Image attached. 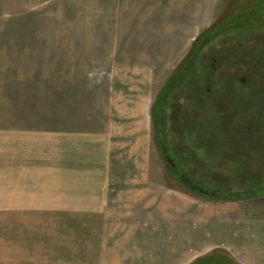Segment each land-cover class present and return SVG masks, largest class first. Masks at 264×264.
<instances>
[{
	"label": "rangeland",
	"instance_id": "rangeland-1",
	"mask_svg": "<svg viewBox=\"0 0 264 264\" xmlns=\"http://www.w3.org/2000/svg\"><path fill=\"white\" fill-rule=\"evenodd\" d=\"M78 1L0 0V264H140L134 260L114 259L94 262L92 259L93 246L91 239H87L88 235L84 234V230L88 226H93L92 222L96 217L102 221L108 218L114 221L117 216L122 218V214L29 212L30 199L26 192L28 187L26 190L21 189V197L13 200L8 199L10 197L8 193L13 191V183L16 184V174L13 169L14 148L12 139L7 134L8 129L21 128V126L47 128L60 125L61 121L63 123L75 121L73 114H64L58 111L61 95L56 84L64 82L66 85L68 81H74L68 86V90L71 87L72 92H76L75 97L79 99L78 103L81 108L79 113L83 116L80 120L81 125L91 124L94 126L101 123L95 115L97 111L92 112L89 117H85L90 112L87 109L88 101L85 100V94L94 91V83L86 78L97 77L96 79L101 85H99V92L93 94L100 95L104 88L102 78L108 71L106 66L111 61L108 60L111 54L97 52L95 54L97 62L93 64L87 62L93 54L87 51L88 47L82 44L77 45L74 42L73 34H76L74 32L78 29H110L111 27L112 29L123 28L127 32H134L139 31L138 27L143 29L144 25H148L146 30L156 31V28H159V31L164 32L165 41L169 42L173 40L175 42L174 38L181 35L191 37L196 34L190 45L186 48L182 46L183 51L181 52L171 53L166 50V53L155 54V57L158 55V58H163V61H159L160 69H153V82L144 73L141 85L129 88V92L135 93L138 89L144 91V87L150 82L148 91L152 97V105L156 108L176 70L183 69L186 64H189L188 70L186 69L181 75L185 88H177L174 92H169V95L167 91L165 92L164 117L168 115L167 122L170 124V130L175 126L176 130L174 128L173 130L176 133L173 134L180 137L177 141L185 143L187 135L191 133L190 137H197V153L203 148L206 149V155L214 152L216 156L212 154V157H218L217 162L211 161L212 169H210L213 172L209 179L212 177L213 184L219 188L212 185V182H207L205 177L199 180V183L206 185L203 187L206 188L207 193L221 194L225 197L250 191L262 192L261 190L264 189V181L261 176L253 175L250 172L245 174L246 168L244 167L247 165V160L241 159L238 162L239 155L229 154L230 161L227 163L228 166L225 165V168L232 165L234 169L241 171L242 175L237 173L226 175L224 163L219 159L222 142L228 147L235 146L234 149H236L234 141L237 140L243 141L242 148L248 146L250 142H259L256 145L263 150L264 84L260 83L258 86V82L252 81L253 75L246 78L245 73H239L240 71L239 74L237 73V79L233 77L232 70L229 72L232 76L229 75V77L221 73V65L225 62L223 59L224 49L221 52L220 46L234 45L235 39L224 38V34H222L217 35V38L211 43L204 44L202 41L204 37L199 38L200 34L208 30L214 21L226 19L229 12L232 14L239 2L237 8L242 12V9L246 7V2L241 3L240 0H164V6H162L161 0H97L102 3L101 12L107 15L110 13V18L118 17V20L86 21L84 18V15L87 14L86 9H91L92 4L85 5L83 3L92 2V0H81L79 5ZM251 1L255 2L252 6L264 3V0ZM181 9L183 11L177 13V10ZM162 24L163 28L160 29ZM63 31L68 33L64 35ZM229 33L233 35L232 32ZM229 39L233 41L224 42ZM194 40H197V44H194ZM238 49V47L225 49V53H230L231 58V52H236ZM197 53L198 56L195 55ZM257 53H260L261 56L264 54L249 50L245 53H234L233 57L241 58L242 70L253 69L254 73L263 75L264 58ZM214 56H219L218 62L216 59L212 60ZM116 57L119 61H121L119 58H125L124 54H116ZM212 62L217 65L214 70L211 69ZM118 71L126 73L125 80L129 83L131 78L140 79L136 75V69H120ZM213 81L218 84H226L223 94L214 95L219 85L217 84V88H215ZM207 83L210 85L207 86ZM208 87L211 91L215 90L211 94L213 97L207 95ZM116 90L124 91L122 87ZM219 96L226 97L225 103L220 100ZM169 103L170 109L168 110ZM186 104L189 111L183 110V113H179L178 108L181 109L182 105ZM219 106L226 108L229 106L230 112L235 113H238L236 110L241 109L244 114L237 121L236 118L222 117ZM194 108L197 110L196 115H200V119L195 124L198 126L196 131H192L189 127L194 115L192 112ZM100 112L98 110V114ZM181 119L183 122L176 124ZM254 120L262 121V125H259V129L256 131L248 128ZM151 121L146 134L149 148L144 156L148 155L149 157L150 171L158 172L159 179L170 184L172 179L166 174L165 178L162 176L164 172H167L168 167L160 158L158 146L160 131H157L159 126L157 115L153 117L152 114ZM230 121L233 125L228 124ZM208 126L212 130L207 136L204 131ZM227 127L232 129L228 135L223 132ZM188 129L190 131L185 133ZM202 157L204 156L202 155ZM256 162L260 163L258 160ZM251 171L257 172L256 170ZM261 172L264 173V169ZM246 175L258 179L260 187L252 190L234 189L238 184L233 178L246 177ZM19 184L20 182L17 181V189ZM238 186L240 187V185ZM31 191L36 195L33 204H36L37 209L39 206H42L41 209L44 208L43 205L47 204L49 199L45 198V195L37 196L36 193L39 192V189ZM25 192L26 194L23 195ZM199 193L196 195L202 196ZM225 197L223 198L228 199ZM113 256L117 257V255ZM149 264L173 263L155 261L149 262Z\"/></svg>",
	"mask_w": 264,
	"mask_h": 264
},
{
	"label": "crops",
	"instance_id": "crops-1",
	"mask_svg": "<svg viewBox=\"0 0 264 264\" xmlns=\"http://www.w3.org/2000/svg\"><path fill=\"white\" fill-rule=\"evenodd\" d=\"M160 3L164 6V0ZM83 4H92L86 9V21L118 20L101 12L102 3L97 0ZM147 26L134 32L111 27L74 32V42L93 54L87 62L96 63L97 52L111 54L100 95L93 94L101 85L97 77L86 78L94 83V91L85 94L90 111L85 117L97 111L101 123L81 125L79 99L71 87L68 90L74 81L56 84L61 95L58 111L73 114L75 121L47 128L8 129L16 184L20 182L18 189L13 183L8 199L19 198L21 189L28 187L29 212L122 214L114 221L96 217L93 226L84 230L91 239L94 262L264 264V192L237 193L227 196L230 199L221 194L198 196L175 182L167 184L158 172L150 171L149 157L144 156L153 110L150 82L144 91L133 93L129 88L141 85L144 73L153 82V69H160L159 61H163L155 54L181 52L196 34L169 42L159 28L149 31ZM116 54L125 58L119 61ZM120 69H136L140 79L131 78L129 83ZM120 87L124 91L116 90ZM35 189H39L37 196L49 199L42 209L33 204L36 195L31 190Z\"/></svg>",
	"mask_w": 264,
	"mask_h": 264
},
{
	"label": "flooded vegetation",
	"instance_id": "flooded-vegetation-1",
	"mask_svg": "<svg viewBox=\"0 0 264 264\" xmlns=\"http://www.w3.org/2000/svg\"><path fill=\"white\" fill-rule=\"evenodd\" d=\"M256 18H260V16L257 15ZM256 18H255V20H257ZM236 33L238 34V36L240 34L241 35L246 34V36L249 37V38H247L246 41H245V37L243 38L245 43L240 42V44L238 46L239 53H245L249 50L264 53V30L263 31L262 30L256 31V28H252V29L249 28V29L240 30ZM218 38H219V36H218ZM231 39H233V38H231ZM231 39L224 40V42L233 41ZM253 39L258 40V42L257 43L254 42V44H252V45L247 44L248 40L252 41ZM213 40H215V39H212L211 41H209L208 44L211 43ZM246 46H248V47H246ZM188 65L189 64H186L185 67L183 68L184 70L182 72H180L181 75H183V73L187 69ZM222 66H223L222 68H224L223 64H222ZM181 75L177 76L174 80L171 81L167 90L164 91L162 99L157 106V118L159 120V126L157 127V131H160V138L158 139L159 140L158 146H159V150H160V158L163 160V162H165V164L168 167V170L166 173L164 172V175L166 174V176H168L170 179H172L171 180L172 182H175V184H179L186 191H190V192H194V193H196V191H198V192H203L205 194H209V193H207L206 188L203 187L206 185L202 184L201 182L199 183V180H201V179H203V177H205L207 182H209V183L212 182L211 183L212 185H215L216 188H219L216 184H213L214 181H212V180H214V179L212 177H211V179H209L210 176H212L211 173L213 172V170H211L212 169V165H211L212 162L211 161L213 160L212 154L206 155V149H203V148L198 150V153H197V146H198V143L196 142L197 137H194V136L190 137L192 135L191 133L187 135V141L185 143H182V141H177V139H179L180 137L173 134V133H176L175 126L172 127V130H170V124L167 122V116L168 115L166 117H164L165 116V109H166L165 92L167 91V93L169 95V92H174L177 88H183V89L185 88V85L183 84V80H182L183 78ZM180 77H181V79H180ZM227 77H229V76H227ZM261 81L262 82H258V83L264 84V80H261ZM213 82L215 85L214 87L217 88L216 85L218 84V82H216V81H213ZM213 82H211V83H213ZM209 85L210 84L207 83V86H209ZM218 85H219V88L216 91L215 90L211 91V89L208 87L207 88V95L213 94L214 91H215L214 95L223 94V90H225L224 87L226 86V84H224V85L218 84ZM211 97H213V95H211ZM220 98L219 99L223 103H225L226 97H224V98L220 97ZM210 99H212V98H210ZM227 105H228V103H227ZM210 107H211V103H210ZM167 108H168V110L170 109V103L168 104ZM225 108L226 107L219 106V110H221L222 112L227 111L229 109V107L226 108L227 110ZM168 110H167V113H168ZM183 110H185V107H182L181 109L178 108L179 113H183L184 112ZM236 111H239V110H236ZM181 122H183L182 119L177 121L176 124H180ZM163 123L168 124L167 127H165L166 124H163ZM250 126L248 127L249 129L254 128L253 125L251 126L252 128ZM173 128L175 130H173ZM197 128H198V126H194L191 129H192V131H196ZM207 128H208V130H207V132H205V135L208 136L209 132H211L212 129L210 126H208ZM228 128H230V127H227V129ZM189 131H190V129H188L185 133H187ZM211 138H212V135H211ZM242 142L243 141H238V140L236 142H234L236 144V149H234L235 146H233V147L232 146H229V147L225 146L224 145L225 143L223 142L222 149H221V154H222V158H223L222 162L227 165L228 161H230L229 160V157H230L229 154L235 155V153H236V155H239V159H237L238 162H240L241 159L247 160V165L244 167V168H246L245 174H248V172H250L253 175L261 176L262 181H264V173L261 172L264 169V148L262 150V148H260L256 145V144H259V142H250V144H248V146H244L242 148V146H241ZM209 145H211V144L209 143ZM155 146H156V144H155ZM201 154L204 157H202ZM261 157H263V158H261ZM236 158H238V157L236 156ZM256 160L260 161V163H257V162L255 163ZM255 166H257V167L253 168ZM251 170H256L257 172L253 173ZM224 172L226 175L230 174V173H234V174L237 173L239 175L241 174V171H238V169H236V168L234 169V167H232V165L229 167H226V168L224 165ZM174 179H176V181ZM233 179L237 182L238 185H240V187H241V185H243L244 186L243 189H246V190H252V189L260 187V185H258V183H259L258 179H255L254 177H250L249 175L248 176L246 175V177H237V178H233ZM212 189H214V188H212ZM231 191L233 192L234 189Z\"/></svg>",
	"mask_w": 264,
	"mask_h": 264
},
{
	"label": "trees",
	"instance_id": "trees-1",
	"mask_svg": "<svg viewBox=\"0 0 264 264\" xmlns=\"http://www.w3.org/2000/svg\"><path fill=\"white\" fill-rule=\"evenodd\" d=\"M240 1H241V3H245L246 2L245 3L246 7L242 9V12L240 10H238V8H237V7H239V4H240V2H239L238 4H236L237 7L234 8V11H233L232 14H229L230 13L229 12L226 19L223 18V19H221L219 21H214V23L208 28V30L203 31L200 34L199 38L202 39L204 37L203 38L204 40L202 39L204 44L208 43L212 39L217 38V35H222V34H224V38L225 37H230V38L235 39L236 41H235L234 45L231 44V46H230V45H223L222 44L223 46H220L221 52L224 49V53H223L224 57H223V59H224V62H225V63H223L224 68H221V70H222L221 73H223L227 77V76L231 75V74H229V72H230V70H232L233 77L238 78L237 75L239 73H245V77L246 78H249V75H253V79H252L253 82H262L261 80H264V74L262 75V74H259L257 72L254 73L253 69H248V70H245V71L242 70V67L240 65V64H242L241 58L233 57L234 53H236V54L239 53L238 50L236 52H233V51L231 52L232 53L231 54V58H230V53H228V52L225 53V49L228 50V49H231L233 47L236 48V47L239 46L240 42L245 43L247 38H249V37L246 36V34H243V35L240 34L239 36H237L238 34L236 32H238L240 30H244V29H249V28L250 29L256 28V31H258V30H262L263 31L264 30V3L262 5L258 4L257 6H252V5H254L255 2H253L251 0H240ZM250 11H251V14H253V15L249 14ZM233 14H235V15H233ZM257 15H259L260 18H256ZM255 18L257 20H255ZM229 32H232L233 35L231 33H229ZM244 37H245V41L243 39ZM254 42L257 43L258 40H256V39L255 40L253 39L252 41L248 40L247 44L252 45V44H254ZM194 44H197V40H195ZM195 55L198 56V53L195 54ZM257 55L261 56L260 53H257ZM261 57L264 58V54ZM214 59H216L217 62H218L219 56L212 57V60H214ZM195 60H197V59H195ZM219 65H220V63L218 64V66ZM216 66L217 65L213 64V62H212L211 69L214 70V68ZM221 67H223V66L221 65ZM182 71H183V69H177L176 72L174 73V75L172 76V80H174L177 76H180L181 75L180 72H182ZM257 85L260 86V83H258ZM182 107H185V110L189 111V110H187V104L183 105ZM152 109H153L152 110V114H153V117H154L155 115H157V112H156L157 107L155 108V106H154ZM238 110H239L238 113L230 112L231 110H230V107H229V109L227 111H225V112L223 111L221 113V115H222V117L228 116L227 118H230V119L236 118L235 120L237 121V119L244 114V113L241 112L242 111L241 109H238ZM192 112H193L194 115H193V118L191 120V124L189 125L190 128L196 126L195 124H197L198 119H200V115H196V112H197L196 108H194L192 110ZM202 118H203V116H202ZM243 119L245 120L246 118H243ZM208 120L210 121V119H208ZM207 123H211V122H207ZM228 124H230V125L232 124L233 125V123H231V121ZM239 125H242V124H239ZM247 125H249V124H247ZM250 125L251 126L253 125V127H254L251 130L252 131H256V129H259V125H262V121L261 120H258V121L254 120V122L250 123ZM207 130L208 129H205L204 133L207 132ZM223 132H224V134L227 133V135H228L229 133L232 132V129L228 128L227 130H224ZM234 142H236V141H234ZM222 144H223V142H222ZM220 146H222V145H220ZM212 154L214 155L215 153L212 152ZM214 156H216V155H214ZM213 158H214V160H212V161L217 162V158L218 157H213ZM219 159L220 160L223 159L222 158V154L219 155ZM224 165H226V164H224ZM261 191L264 192V189L261 190ZM196 193H198V191H196ZM199 194H201L204 197H210V195H211V194H205L203 192H200ZM223 197H225V196H223ZM225 198L229 199V197H225Z\"/></svg>",
	"mask_w": 264,
	"mask_h": 264
}]
</instances>
